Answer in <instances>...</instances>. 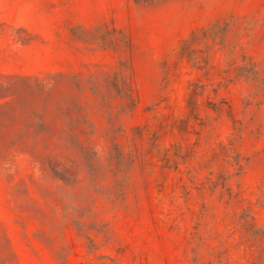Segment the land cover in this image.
<instances>
[{"label":"rangeland","instance_id":"374dc122","mask_svg":"<svg viewBox=\"0 0 264 264\" xmlns=\"http://www.w3.org/2000/svg\"><path fill=\"white\" fill-rule=\"evenodd\" d=\"M0 264H264V0H0Z\"/></svg>","mask_w":264,"mask_h":264}]
</instances>
